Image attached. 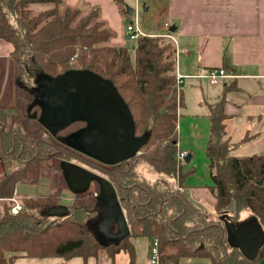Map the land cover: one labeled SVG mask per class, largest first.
Segmentation results:
<instances>
[{"label":"trees","instance_id":"obj_1","mask_svg":"<svg viewBox=\"0 0 264 264\" xmlns=\"http://www.w3.org/2000/svg\"><path fill=\"white\" fill-rule=\"evenodd\" d=\"M63 1L0 0V42L12 46L15 80V112L9 115L0 109V158L9 170L0 179V199L11 200L19 184L37 185L44 162L77 161L112 183L130 231L120 241L103 245L86 227L88 219L98 216L96 193L102 186L95 178L96 191L77 193L69 207L70 216L64 219L49 220L36 213L60 208L61 189L46 197L23 198V210L17 215L11 214L12 205L5 209L0 214V264H15L17 254L41 260L81 258L87 263L101 254L114 260L121 253L135 264L136 238L147 240L149 254L158 241L159 264H180L183 258L209 259L212 264H260L264 260V154L231 155L233 144L225 139V96L206 104L211 120L207 157L215 217L182 190L193 171L185 172V162L179 159L178 121L184 100L177 85L174 42L162 35H145L132 47L107 46L110 33L97 21V14L75 27L79 12L70 10L61 16ZM32 6L46 9L35 13ZM92 20L96 22L92 24ZM84 71L115 89L132 120L134 138L144 139L133 157L115 166H104L63 144V140L82 135L89 128L87 120L73 119L56 129L61 142L39 121L42 109L28 87L33 78L56 79ZM145 170L160 179L149 181ZM231 207L233 223H240L247 211L263 232L252 257L229 244L218 215Z\"/></svg>","mask_w":264,"mask_h":264},{"label":"crops","instance_id":"obj_2","mask_svg":"<svg viewBox=\"0 0 264 264\" xmlns=\"http://www.w3.org/2000/svg\"><path fill=\"white\" fill-rule=\"evenodd\" d=\"M128 9L139 11L140 20L144 16L145 29L140 24L139 28L145 35H166L170 32L175 39L177 74L186 77L180 86L184 105L179 111V148L191 157L189 163L185 162L184 171H193L186 178L182 190L193 203L204 209V191L211 193L210 187L214 185L207 157L211 129L207 103L214 104L225 96L224 110L228 115L225 125L227 137L233 144L232 156L246 157L235 152L243 145L239 142L247 136L251 138L245 142L261 143L260 150L251 155L264 154V0H64L59 7L61 16L70 10L79 12L74 22L76 26L82 19L96 13L97 21L110 33L106 45L114 48L130 46L127 22L131 15L127 14ZM166 24L169 25V31ZM219 68L231 76L220 85L214 86L205 80L188 78ZM102 82L105 89L100 96L105 97L103 100L115 99L117 103L114 93L108 94L110 85ZM101 114L106 116L110 133L118 135L121 130H125L121 123V113L115 107H101ZM103 119L105 122V117ZM235 134H244V137L235 142ZM94 178L83 184L75 183L81 185L79 189L88 184L92 188L90 191H93ZM52 187V181L42 176L35 186L19 184L16 194L20 196V192H23L27 197L46 196L60 189ZM102 192L105 193L103 186L96 193L98 198ZM211 196L214 210L215 198L212 193ZM63 201L62 207L71 206ZM229 210L230 222H233L231 217L234 207ZM250 220V213L244 212L238 224ZM253 228L256 229L252 223L250 230ZM228 241L230 245L240 247L247 256L250 255L243 243L237 245L234 237L228 238ZM19 257L25 256L21 254ZM182 262L212 264L204 258H184ZM260 264H264V260Z\"/></svg>","mask_w":264,"mask_h":264},{"label":"rangeland","instance_id":"obj_3","mask_svg":"<svg viewBox=\"0 0 264 264\" xmlns=\"http://www.w3.org/2000/svg\"><path fill=\"white\" fill-rule=\"evenodd\" d=\"M32 9L35 13H38L46 9V7L32 6ZM78 17L79 15L77 18ZM143 17L144 16L142 15L138 24L145 29L144 26L146 25V22L143 20ZM95 22V20H92V24ZM73 24L76 27L75 23ZM128 42L132 47L134 42ZM11 50L12 46L10 44L0 42V109H3L9 115L15 112L14 63L10 57ZM81 84H83V87L80 86ZM28 87L37 95V103L42 109L39 118L40 123L46 127L47 132L50 133L56 141L58 140L55 135V130L63 127L69 121L71 122L73 119H85L89 122V128L84 131L82 135L79 137L76 136L73 140H63V144L69 147L72 152L74 151L78 153L79 151L84 154V157L110 167L133 157L136 153L135 149H137L144 140L140 138H133V140H131L132 126L130 118L125 112H122V109L116 103L115 99L113 101V99L107 98L105 100H101V102L99 101L97 103H93L96 99L101 97L100 93L104 91L105 86L102 80L86 71L70 72L67 76L56 79L43 75H37L33 78ZM85 87L88 89L87 93L85 91ZM220 88L221 86L217 87V89ZM112 95L113 94H111V96ZM105 105L115 107V109L121 113V123L124 125V129L127 132L125 130H121L118 135L110 133L111 129H109L106 125V116L101 114V107L106 108ZM104 117L105 122L103 119ZM110 119L111 117L109 120ZM240 137H244V134L242 136L241 134H235V142H237L236 139ZM250 138V136H247L246 140ZM225 139H228L227 135L225 136ZM245 141L242 147L236 150V154L248 156L253 153H257V151L260 150L261 143H248ZM241 142H239V144H242ZM230 143L232 145V141ZM8 172L9 170L6 168L4 160L0 158V179L4 178ZM145 175L151 182H155L160 179L158 175L147 170H145ZM199 175L202 177L201 174ZM42 176L45 178L47 177L52 181L54 186L52 188L61 189V203H64L63 200H65V204L69 205L73 204L77 193L90 191L92 189L88 184L79 189L81 186L79 183L83 184V182L89 181L91 176H93V178L96 176L95 178L100 179L102 186L103 180L106 179L105 176L99 174L90 167L78 163L77 161H68L64 159L56 162L47 161L42 163L40 179ZM196 176H198V174ZM106 180L109 181L108 179ZM19 190H21V187H19ZM100 190L98 192H100ZM94 191H96L95 185L93 192ZM211 193L204 191L205 198L203 199L202 204L204 205L203 207L205 211L213 213L216 217V212L213 210ZM26 197L27 196H25L23 192H20V196H18L15 192V196L11 200L0 199V214L3 215L5 209L15 204L13 199H16V201L21 204V200ZM66 208L68 209L67 212L60 213L59 215L52 213L48 214V211L43 213L44 210H37L36 213L40 216H47V219L49 220L64 219L70 216L69 207ZM229 211L227 213L225 212L221 216L218 215L219 219L223 221L226 227L228 235L227 239L234 237L237 240V245L243 243L246 246V251H249L250 253L249 256L252 257L262 243V230L253 219L244 222V225L230 222ZM246 213L249 212L246 211ZM124 214L117 194L115 192L112 194L102 192L99 197L98 216L96 219H88L85 222V225L93 232V235L101 244L107 245L111 242H118L130 231L128 226V216H126L125 212ZM252 223L256 229L253 228L250 230ZM248 227L249 229H247ZM133 242L136 247V264H151L152 256L151 254L148 255L147 240L145 238H136ZM255 248L257 249L255 250ZM17 255L20 256L21 254ZM183 259L180 260V264H183ZM15 262V264H130V259L126 253H123L119 255L115 261L108 258L105 254H101L98 259L92 258L87 263H85L81 258L70 260L63 258H51L41 260L28 257H19L15 260Z\"/></svg>","mask_w":264,"mask_h":264},{"label":"built area","instance_id":"obj_4","mask_svg":"<svg viewBox=\"0 0 264 264\" xmlns=\"http://www.w3.org/2000/svg\"><path fill=\"white\" fill-rule=\"evenodd\" d=\"M139 20H140V12L139 11H134L128 19L127 36H128L129 41L135 42L138 40V38L140 36H145V34L139 28V24H138ZM165 27L169 31V25L166 24ZM162 36L167 37V38H169L175 42V39L172 37L170 32L168 34L162 35ZM230 77L231 76H229L224 69L219 68V69H212V70H210V71H208L205 74L200 75V76H190L188 78L205 80V81L209 82L211 85L216 86V85H220L221 83H223L224 80H226ZM184 78H186V77L180 76L179 74H177V85L179 88L182 85ZM186 157H187L186 152H181L179 155V159L182 161H184ZM13 202L15 204L11 208V214L17 215L19 212H21L23 210V207L20 203H18V201H16V199H13ZM157 245H158V241H155L154 246L150 252V254L152 256L151 264H159V251H158Z\"/></svg>","mask_w":264,"mask_h":264},{"label":"water","instance_id":"obj_5","mask_svg":"<svg viewBox=\"0 0 264 264\" xmlns=\"http://www.w3.org/2000/svg\"><path fill=\"white\" fill-rule=\"evenodd\" d=\"M128 10H129V11H128L127 14L131 15V14L133 13V10H131V9H128ZM80 86L83 87V84H81ZM85 88H86L85 91H86V93H87L88 89H87V87H85ZM109 93H114L115 98H116V100H117V103L119 104V106L121 107V109L123 110V112H125L126 115L130 118V116H129L127 110L125 109L124 105H123L122 102L120 101V99H119V97H118V95H117L115 89H114L113 87H111V86L109 87V90H108V94H109ZM104 98H105V97L98 98V99H96V101H94L93 103H97V102L103 100ZM163 113H164V112H163ZM32 118L36 119V118H37V114H34V115L32 116ZM130 121H131V126H132V134H131L132 138H131V140H133V138H134V130H133V123H132L131 118H130ZM69 122H70V121H69ZM69 122H68V123H69ZM68 123H67V124H68ZM57 129H58V128H57ZM136 150H137V149H135V151H136ZM190 159H191V157L188 155V156L185 158V162H186V163H189V162H190ZM92 178H93V176L90 177V180H92ZM94 179H95V178H94ZM90 180H89V181H90ZM261 184H262V183H261ZM102 186H103V189H104V191H105L106 194H112V193H114V187H113V185H112L111 182H109V181H107V180H103ZM67 210H68V209H67L66 207H60V208L53 209L52 211H48V214H49V213H52V214H58V215H59L60 213H66Z\"/></svg>","mask_w":264,"mask_h":264}]
</instances>
